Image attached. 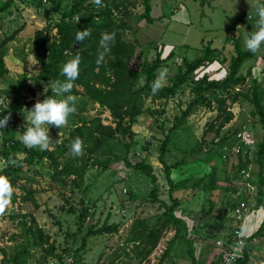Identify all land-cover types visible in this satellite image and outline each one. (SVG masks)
Here are the masks:
<instances>
[{
	"label": "rangeland",
	"instance_id": "obj_1",
	"mask_svg": "<svg viewBox=\"0 0 264 264\" xmlns=\"http://www.w3.org/2000/svg\"><path fill=\"white\" fill-rule=\"evenodd\" d=\"M7 1L0 0V8H3ZM13 1L12 8L0 14V44L4 39L18 32L16 38L7 46L9 55L7 66L10 72L5 78H0V110L8 109L13 103L12 89L17 83L25 76L31 78L38 74L40 66L34 58V35L38 30L48 28V32L55 37L57 29L53 23L57 22L61 15V12L50 3L40 5L39 0ZM90 1L95 2V0ZM142 1L131 0L127 5L128 8L123 10L132 14L130 21L132 29L127 32L125 39L137 47V57L141 62L152 60L159 52L163 53L165 59L171 52H175V58L161 69H167V79L163 84L165 86L170 84V77L177 74L182 60L194 61L203 56L204 47L208 42H212L213 48L219 50L221 57H225L228 61L235 55L232 40L238 39L243 50L247 51L244 41L255 30L257 5L264 2V0H201L199 2L152 0V17L155 21L149 24L140 18L144 11ZM73 2V0L64 2L62 11L68 9V5L72 6ZM117 14L123 17L122 14ZM228 67L229 62L223 64L218 61L216 64L209 65L207 69L200 70L198 77L208 73L213 78L221 80L225 78ZM250 68H253V76H248L247 87L253 83V80L264 85V46L257 60L246 62L244 74H248ZM28 84L36 90V95L25 91L27 104L29 102L35 104L38 100H43L51 88L50 85L39 90L33 82ZM193 97L191 88L186 87L177 97L169 100L149 99L146 107L155 112L154 116L145 113L133 128L141 145L148 147L147 152L139 151L138 155L141 158H148L149 164L153 166L160 188V200L169 205L171 204L169 186L165 179L164 168L160 163L161 147L173 126L174 119L181 115ZM27 109L29 108L25 107L26 115ZM227 109L233 112L234 119L223 132L233 133L235 130L247 128L253 135V147L248 156L254 158L258 145L263 141L264 133L260 125L251 117L253 106L247 101L236 104L228 101ZM159 111H162L161 115L156 113ZM75 114L86 116L89 121L101 118L106 126L113 125L114 122L111 112L99 104L89 105L84 110L76 109ZM218 114L216 105L214 109H199L189 119L188 125L173 134L171 152L166 158L170 165L185 160L186 164L173 174L178 181L190 177L203 178L211 172L213 167L218 170L220 189L216 192L209 193L194 189L187 193L178 191L174 194L181 201L178 215L190 226L198 212L209 211L211 201L215 204L216 217L202 225L198 233H190L193 258L198 264H221L215 242L220 239L225 240L230 233L227 226L232 222L224 214L232 203L234 194L224 189L237 187L239 191L246 185L245 182L236 178L234 168L238 165L239 157L229 151L225 153L229 159L224 162V159L219 157V151L216 150L219 141L216 138ZM25 124L24 119L20 124V133L23 132ZM211 124H214L215 128L209 131L207 136L206 133ZM63 127L66 131L62 129ZM62 128L50 126L49 149L57 150L58 146L68 139L67 133L71 127L66 123ZM234 143L236 146L237 140ZM2 151L0 130V153ZM18 156L21 160L26 158L25 153ZM244 156L248 157L245 153ZM60 160L63 162L62 158ZM137 161L134 160L133 163ZM6 166L5 160L0 158V171H3ZM248 170H251L252 178L257 180L259 166L252 164ZM53 174V163L49 158L42 163L30 165L25 162L23 164V173L17 177L16 186L12 187L9 202L0 205V264L4 259L1 249L7 253L5 264H52L56 259L48 254V249L51 247L56 249L57 254L65 250L79 251L78 255L67 256L69 259H75V263L72 264H193V258L189 255L191 245L178 242L170 249V252H167L175 236L173 227L164 233L159 246L148 259L139 260L134 254L133 245H127L126 238L135 220L140 218L155 221L154 218L165 211L160 203L150 199L153 185L147 176L132 168L127 169L122 164L114 165L111 170L102 175L97 174V169H90L85 184L78 189L72 183L74 177L67 178L68 183L64 185L61 181L54 180ZM255 182L253 181L252 184ZM87 186L90 190L87 194L89 202L86 205L91 210V217L85 223L83 233L78 235V216L82 211L81 201L84 197L82 191ZM257 191L255 186V191L249 194L250 211L245 228L248 236L264 219V208L256 205L259 198ZM29 192H32L33 200L27 201L25 197ZM131 194L135 195L134 198ZM124 210L125 215L122 214ZM109 218V224H121L119 232L91 236L87 239L86 248L83 249V238L87 236L89 227L91 225L102 227ZM23 222H26L27 227L35 232L31 238L23 227ZM39 230H42L43 238L38 233ZM28 246L29 255L27 253L28 256H26L23 250ZM253 246L251 264H264V239L255 241Z\"/></svg>",
	"mask_w": 264,
	"mask_h": 264
},
{
	"label": "trees",
	"instance_id": "obj_2",
	"mask_svg": "<svg viewBox=\"0 0 264 264\" xmlns=\"http://www.w3.org/2000/svg\"><path fill=\"white\" fill-rule=\"evenodd\" d=\"M24 1V0H20ZM67 0H39V4L50 3L52 6L61 12L60 19L53 23L57 29V35L53 37L48 28L38 30L33 38L35 46L34 58L40 70L37 75L31 78H25L16 84L12 89L13 103L8 109L1 108L0 113L11 117L7 126L1 130L3 151L0 153V158L7 163L6 168L0 171V175L6 176L12 187L16 186L17 177L23 173V164L26 162L30 165L35 163H42L46 158H49L53 163V179L61 181L67 185V178H72V183L78 189L85 184L87 173L90 169H97V174L102 175L111 170L114 165L122 164L127 169H133L147 176L152 185V193L150 199L156 203H160L165 210L161 215L157 216L155 221L151 219L135 220L127 235V245H133L134 254L139 260H145L150 257L157 247L164 235V233L173 227L175 236L167 248V252L178 242H184L190 246L189 255L193 258V243L191 242L190 233H198L199 228L209 221H212L215 216V204L211 201L209 211L198 212L193 218L192 226L186 220L178 215V209L181 201L174 196L178 191L189 192L194 189H201L204 192L214 193L220 189L218 184L219 178L217 175V168H211V172L203 178L193 179L192 177L178 181L173 177L176 170L181 169L185 160L180 163L170 165L166 158L170 154V146L172 145L173 134L181 131L189 123V119L202 108L214 109L217 106L219 122L216 130L217 151H219L220 159L227 162L229 156L226 152H234L236 134L240 130H235L233 133L223 130L234 119V114L228 111V101L236 104L240 101L249 102L254 110L251 112V117L255 123L259 124L264 133V85L256 80L247 87L248 76H253V68L249 69L248 74H244L243 69L246 62L250 60H257L261 49L253 54L248 50L244 51L238 39L232 40L235 48V55L228 61L225 57H221L220 51L213 48V43L208 42L203 50V56L189 61L182 60V64L178 67L176 75L170 77V84L163 87L153 94L151 91L152 82L156 79L158 73L168 62L175 58V52H171L165 59L163 53H157L152 60L141 62L137 57V47L128 42L125 36L128 31L132 29L131 19L132 14L124 9L128 8L131 0H100V4L90 0H73L72 6L62 11V5ZM197 2L201 0H195ZM14 4L13 0H8L3 8H0V14L9 11ZM144 8L141 14V20L149 24L154 23L152 17L153 6L152 0H143ZM117 13L123 15L119 17ZM90 29V36L82 44L75 43V36L77 30L83 31ZM18 32L12 36L4 39L0 44V78H5L9 74L7 66L8 44L12 42ZM115 33V41L105 52L101 47V39L105 34ZM231 40V39H230ZM73 56L80 57L79 75L78 78L72 82L73 87L71 95L76 98V109L84 110L89 105L99 104L111 112L113 118V125L106 126L103 124L101 118L88 120L86 116H81L72 113L67 121V125L71 127L68 130V139L64 141L57 150L47 149L44 151L36 149H29L25 147L19 140L20 124L26 116L25 107L29 109L34 106V102L26 103L27 97L25 91H29L32 95H36L31 84L33 82L43 90L47 86H52L56 80H62L61 67L65 61ZM103 59L100 60V57ZM99 60V62H98ZM221 61L223 64L229 62L227 74L224 79H215L211 74L205 73L198 77V72L202 69H207L209 65L216 64ZM26 75V74H25ZM186 87H190L193 92V99L189 102L181 115L176 116L173 126L166 139L162 143L160 163L165 172V179L169 186V198L171 204H167L160 200V188L158 179L154 174V168L148 162V158H141L138 153L148 151L147 145H141L137 139V134L134 133L133 128L139 122V118L145 113L154 116L155 112L146 107L147 101L152 99L169 100L177 97L183 92ZM245 88V89H244ZM83 89V90H81ZM51 95L49 89L48 94ZM79 96H82L79 98ZM158 115L162 111L156 112ZM62 128V127H61ZM214 124L209 126V131H213ZM64 131L66 129L62 128ZM79 137L83 141V152L80 156H74L71 152L72 141ZM233 141V142H232ZM256 156L250 159L245 157L241 152L238 165L234 168L236 178L241 181H247L243 174V170H247L250 165H258L260 170L257 175L255 185L259 198L257 200V207L264 208V136L263 141L258 145ZM199 149V148H198ZM26 154V158L21 160L19 154ZM224 154V155H223ZM148 157V156H147ZM63 159L61 162L60 159ZM138 160L137 163H133ZM207 162V161H206ZM254 178V177H253ZM87 186L82 193L84 197L81 201L82 211L79 214V229L78 235L83 233L85 223L91 217V210L86 205L88 201ZM226 192L232 191L234 195L238 193L237 187L225 188ZM32 192H29L25 197L26 200H33ZM134 198V194H131ZM250 199V198H249ZM248 204L250 205V200ZM238 203L229 204L224 216L229 218L232 224L227 226L229 235L225 238L226 241L231 242L235 228V223L238 228L241 227V222H237L235 218V208ZM74 211V209L72 210ZM110 218L102 226L91 225L87 230V236L83 238V246L85 249L87 239L91 236H103L105 234L118 233L121 224H109ZM23 227L31 238L35 232L27 227V223H22ZM247 226V224H246ZM254 229V228H253ZM38 233L41 238L44 237L42 230ZM75 237L77 235L75 234ZM264 239V219L259 223L257 229L246 235L245 245L243 247L242 256L233 264H251V253L254 250L255 241ZM31 240V239H29ZM49 243V237L47 239ZM29 246L23 250V254L29 255ZM6 262L7 253L1 249ZM28 253V255H27ZM48 254L55 259H62L65 255H78L79 251L65 250L61 253H56V249L51 247L48 249ZM79 261V260H78ZM75 263V259L74 262ZM193 264H198L193 258Z\"/></svg>",
	"mask_w": 264,
	"mask_h": 264
},
{
	"label": "clouds",
	"instance_id": "obj_3",
	"mask_svg": "<svg viewBox=\"0 0 264 264\" xmlns=\"http://www.w3.org/2000/svg\"><path fill=\"white\" fill-rule=\"evenodd\" d=\"M97 5L100 0H95ZM255 15L257 17L255 30L248 35L244 41V46L250 53H257L264 46V2L257 5ZM90 36V29L77 30L75 43H83ZM115 41V33L105 34L101 39V47L105 52ZM103 56L100 57V60ZM99 62V60H98ZM80 57L73 56L65 61L61 67L62 80H56L50 88L51 95L45 96L43 100H38L34 106L27 109L24 116L26 124L20 134V142L29 149L38 148L41 151L47 150L50 146L49 128L54 126L61 128L64 126L69 116L76 111V98L71 95L72 82L79 75ZM167 79V69L161 70L156 79L152 82L151 91L156 94ZM46 91V90H45ZM11 117V113L3 115L0 113V128H5ZM83 141L77 137L72 141L71 152L74 156H80L83 152ZM12 185L6 176L0 175V205L9 202L12 195Z\"/></svg>",
	"mask_w": 264,
	"mask_h": 264
},
{
	"label": "built area",
	"instance_id": "obj_4",
	"mask_svg": "<svg viewBox=\"0 0 264 264\" xmlns=\"http://www.w3.org/2000/svg\"><path fill=\"white\" fill-rule=\"evenodd\" d=\"M252 139H253V135L247 128L241 129L236 134L237 145L234 148V152L236 153V155H238L241 152H244L245 155L248 156L251 147H253ZM249 157H251V159L253 158V156H249ZM242 174L244 178L247 180V181H243L245 182L246 185H244L245 187L239 190L236 195L232 196V200H234L235 205L236 203H238V205L235 208V218L237 222H241V227L238 228V224L235 223L237 227L235 228V232L233 234V238L231 242L222 239L217 240L215 242L216 249L219 252V260L221 264H233L243 254V247L245 245V237H246L245 228H246L247 220L249 219L248 213L250 211V207L247 200L249 199V194L252 193L253 190L255 191L256 185L252 184L254 179L251 176V170L248 169L243 170ZM122 214L125 215L126 211L124 210ZM73 262H74V258L69 259V257L65 255L62 259H56L55 262H53L52 264H61V263L72 264Z\"/></svg>",
	"mask_w": 264,
	"mask_h": 264
}]
</instances>
